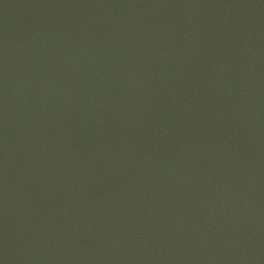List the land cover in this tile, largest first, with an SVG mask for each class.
Here are the masks:
<instances>
[{
    "label": "water",
    "instance_id": "obj_1",
    "mask_svg": "<svg viewBox=\"0 0 264 264\" xmlns=\"http://www.w3.org/2000/svg\"><path fill=\"white\" fill-rule=\"evenodd\" d=\"M0 264H264V0H0Z\"/></svg>",
    "mask_w": 264,
    "mask_h": 264
}]
</instances>
